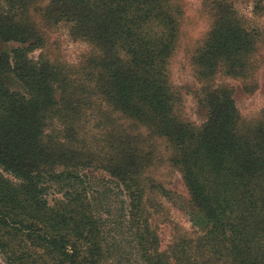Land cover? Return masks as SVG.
Returning <instances> with one entry per match:
<instances>
[{"label":"trees","instance_id":"1","mask_svg":"<svg viewBox=\"0 0 264 264\" xmlns=\"http://www.w3.org/2000/svg\"><path fill=\"white\" fill-rule=\"evenodd\" d=\"M14 1L19 16L0 4V45H22L0 50V264H114L109 214L81 172L91 163L124 193L119 211L139 264H264V112L243 127L232 90L213 84L217 76L248 81L258 66L264 30L241 24L236 0L211 2V30L191 57L208 110L198 135L175 111L169 79L180 0ZM63 21L93 46L73 70L29 57ZM94 112L108 128L88 145ZM162 142L181 167L195 225L207 230L169 252L144 204ZM55 187L64 192L52 206Z\"/></svg>","mask_w":264,"mask_h":264},{"label":"rangeland","instance_id":"2","mask_svg":"<svg viewBox=\"0 0 264 264\" xmlns=\"http://www.w3.org/2000/svg\"><path fill=\"white\" fill-rule=\"evenodd\" d=\"M212 1H179L181 5L183 3L180 8L183 11L179 23L180 36L176 53L169 66V79L179 99L174 105L175 111L185 122L191 124L197 135L208 118V110L200 104L199 93L204 83L200 81L196 70H194L191 57L211 30L214 20L210 12ZM257 3L260 4V9H257ZM0 4L10 6L11 13L14 15L19 16L22 13L21 8L14 0L10 1L11 5L9 1L5 2L4 0H0ZM233 8L238 12L243 26L264 30V0H236L233 3ZM70 26L69 23L63 21L51 29L45 30L44 48H33L29 52V57L37 60L42 54L43 57L50 59L62 68L76 69L83 58L93 53V46L72 33ZM19 47L22 45L16 42L2 43L0 50L9 52ZM257 59V69L248 81L225 76H217L213 80L214 85L223 84L232 90L236 107L242 118L240 125L243 127L256 125L264 112L263 41L258 46ZM9 86L15 90H22L19 82L15 80L9 81ZM96 115L97 112L90 115L89 122L93 121L94 123L85 128L88 145H91L90 142L95 138L104 137L102 132L108 128H104L103 121L97 120ZM97 121L102 122V127H96ZM56 128L60 129L59 126ZM48 133L51 136L57 135L53 127L49 128ZM157 156L156 167L152 168L151 166L148 171L147 184L150 189L144 204L150 216L153 231L158 236L160 250L169 252L178 240L196 241L197 237L205 235L207 230L201 223L198 226L195 225L199 216L190 205V192L180 165H175L172 160L171 147L166 143H160ZM81 172L91 183L92 190L100 194L98 197L100 196V201L103 202V210L109 214V227L113 231L111 238L115 239L114 264H139V256L128 225L122 218L123 213L119 211L121 202H126V198L118 188V181L95 163L87 164ZM62 190L63 188L55 187L49 191V200L52 206L62 199L64 192ZM0 259L2 260L1 257Z\"/></svg>","mask_w":264,"mask_h":264}]
</instances>
